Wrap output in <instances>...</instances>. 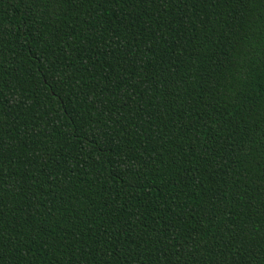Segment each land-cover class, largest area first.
Returning a JSON list of instances; mask_svg holds the SVG:
<instances>
[{
  "label": "trees",
  "instance_id": "trees-1",
  "mask_svg": "<svg viewBox=\"0 0 264 264\" xmlns=\"http://www.w3.org/2000/svg\"><path fill=\"white\" fill-rule=\"evenodd\" d=\"M0 264H264V0H0Z\"/></svg>",
  "mask_w": 264,
  "mask_h": 264
}]
</instances>
